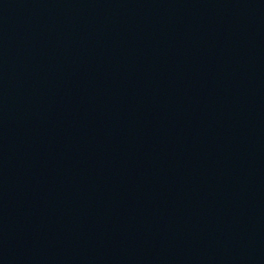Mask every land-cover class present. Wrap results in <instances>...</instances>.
<instances>
[{
  "label": "water",
  "instance_id": "1",
  "mask_svg": "<svg viewBox=\"0 0 264 264\" xmlns=\"http://www.w3.org/2000/svg\"><path fill=\"white\" fill-rule=\"evenodd\" d=\"M0 264H264V0H0Z\"/></svg>",
  "mask_w": 264,
  "mask_h": 264
}]
</instances>
